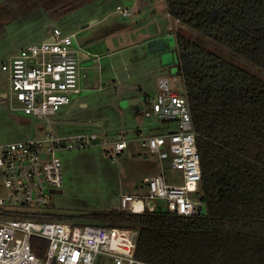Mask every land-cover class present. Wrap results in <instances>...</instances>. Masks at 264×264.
Returning a JSON list of instances; mask_svg holds the SVG:
<instances>
[{
    "label": "trees",
    "instance_id": "1",
    "mask_svg": "<svg viewBox=\"0 0 264 264\" xmlns=\"http://www.w3.org/2000/svg\"><path fill=\"white\" fill-rule=\"evenodd\" d=\"M89 1L2 0L0 26L35 7L58 18ZM166 3L178 22L264 69V0ZM175 53L169 69L184 82L201 169L195 193L205 211L180 215L144 206L138 212L112 208L87 216L97 224L136 229L134 256L142 262L264 264V79L181 33ZM39 240L32 238L36 251Z\"/></svg>",
    "mask_w": 264,
    "mask_h": 264
},
{
    "label": "rangeland",
    "instance_id": "2",
    "mask_svg": "<svg viewBox=\"0 0 264 264\" xmlns=\"http://www.w3.org/2000/svg\"><path fill=\"white\" fill-rule=\"evenodd\" d=\"M117 5L130 7L131 16L122 17L115 11ZM53 26L74 32L78 52L86 55L82 89L74 102L61 105L47 118L13 110L0 96V143L42 136L47 125L58 134L83 130L97 133L98 143L56 151L61 161L62 186L53 191L47 206L18 207L66 215L63 220L70 223L96 224L98 221L88 217L89 213L122 208L123 196L142 198L147 192L144 177L155 173H163L167 182L181 183V170L171 166L170 158L160 162L135 140L137 136L165 132L175 123L146 116L147 106L137 111L134 106L123 105L128 98L153 96L158 78L164 75L170 77L173 89L184 93L181 75L169 69L177 58V33L264 79L262 67L169 16L166 0H91L58 18L35 7L0 26V93L9 90L8 72L1 65L28 44L44 40ZM156 33L165 35L164 56L147 48L148 38ZM13 104L17 106L18 102L14 99ZM119 139L129 140L128 146L114 162L109 148ZM3 194L0 177V196ZM191 197L199 200L198 193ZM149 208L164 211L166 203L154 199ZM95 263L112 264V259L99 254Z\"/></svg>",
    "mask_w": 264,
    "mask_h": 264
},
{
    "label": "built area",
    "instance_id": "3",
    "mask_svg": "<svg viewBox=\"0 0 264 264\" xmlns=\"http://www.w3.org/2000/svg\"><path fill=\"white\" fill-rule=\"evenodd\" d=\"M115 11L122 17L131 15L128 6L117 5ZM79 47L74 32L53 26L44 40L30 43L12 55L1 65L8 72L9 107L29 116L47 118L61 105L74 102L87 73L81 65ZM170 82L168 76L159 77L155 93L144 98L143 105L147 106L146 116L173 122L175 127L137 136L136 140L160 162L170 158L171 166L181 170V183L167 182L161 172L147 176L144 178L147 192L142 198L123 196L124 209L138 212L151 206L152 200L163 199L166 210L192 215L202 205L191 197L198 190L201 169L188 101ZM95 141L100 142V138L94 131L58 134L47 125L42 136L0 143V177L4 188L0 196V264H96L99 254L111 257L112 264H152L135 258L138 231L134 228L97 223L78 225L46 218V213L38 210L18 208L47 206L53 191L61 188L57 150L86 147ZM128 141H112L109 148L112 161L118 160ZM127 201L130 203L126 206ZM138 201L140 207L136 206ZM31 214L42 217L27 216ZM33 237L41 239L39 251L33 249Z\"/></svg>",
    "mask_w": 264,
    "mask_h": 264
},
{
    "label": "water",
    "instance_id": "4",
    "mask_svg": "<svg viewBox=\"0 0 264 264\" xmlns=\"http://www.w3.org/2000/svg\"><path fill=\"white\" fill-rule=\"evenodd\" d=\"M147 48L151 52H159L162 54V56H164L163 54L166 53V46H165L164 37L162 36V37H156V38L149 39L147 41ZM143 99H144V97H142V96L128 98V99H125L123 101V105L127 106V107L128 106H134L135 110L139 111V110H142L144 108ZM95 143H97V141H95ZM202 206L203 205L198 206L199 212H201Z\"/></svg>",
    "mask_w": 264,
    "mask_h": 264
},
{
    "label": "crops",
    "instance_id": "5",
    "mask_svg": "<svg viewBox=\"0 0 264 264\" xmlns=\"http://www.w3.org/2000/svg\"><path fill=\"white\" fill-rule=\"evenodd\" d=\"M2 0H0V2H1ZM167 13H168V15L169 16H171L170 14H169V12L167 11ZM131 16V15H130ZM128 17V16H127ZM172 17V16H171ZM16 18V17H15ZM14 18V19H15ZM174 20H176V19H174ZM177 21V20H176ZM7 23V22H6ZM50 31V30H49ZM49 31H48V33H49ZM164 37L165 35L164 34H162V33H156V34H154V35H152V36H150L149 38H148V40L149 39H152V38H156V37ZM80 58H81V65H82V62H84L87 58H86V55H84V54H82V53H80ZM0 96L3 98V101H5V102H8V100H7V92L6 91H2L1 93H0ZM127 132V131H126ZM125 132V133H126ZM136 140V139H135ZM127 146H128V142H127ZM145 178V177H144Z\"/></svg>",
    "mask_w": 264,
    "mask_h": 264
},
{
    "label": "bare ground",
    "instance_id": "6",
    "mask_svg": "<svg viewBox=\"0 0 264 264\" xmlns=\"http://www.w3.org/2000/svg\"><path fill=\"white\" fill-rule=\"evenodd\" d=\"M136 206H137V207H140V202H139V201L136 202Z\"/></svg>",
    "mask_w": 264,
    "mask_h": 264
}]
</instances>
